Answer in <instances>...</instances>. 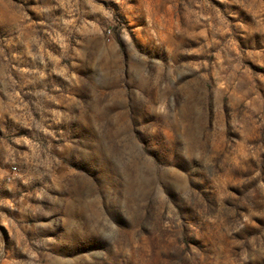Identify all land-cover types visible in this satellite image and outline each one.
<instances>
[{
	"label": "rangeland",
	"instance_id": "rangeland-1",
	"mask_svg": "<svg viewBox=\"0 0 264 264\" xmlns=\"http://www.w3.org/2000/svg\"><path fill=\"white\" fill-rule=\"evenodd\" d=\"M0 264H264V0H0Z\"/></svg>",
	"mask_w": 264,
	"mask_h": 264
}]
</instances>
